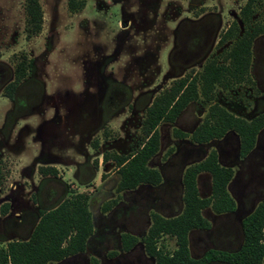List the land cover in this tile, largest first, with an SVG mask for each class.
Wrapping results in <instances>:
<instances>
[{
    "label": "rangeland",
    "instance_id": "374dc122",
    "mask_svg": "<svg viewBox=\"0 0 264 264\" xmlns=\"http://www.w3.org/2000/svg\"><path fill=\"white\" fill-rule=\"evenodd\" d=\"M110 1L39 0L41 31L28 36L25 0H0V245L27 240L39 220V209L53 208L82 194L89 198L92 237L84 253L50 264H89L91 258L99 264H155L146 256L142 244L151 226V214L165 218L178 215L183 208L184 170L215 150L219 164L234 172L228 191L236 209L225 216H216L210 210L203 212L211 230L192 233L189 249L194 258L210 249L237 251L242 243V219L264 201V130L246 158L239 157L238 139L232 134L208 144H194L190 135L202 122L210 104L191 103L174 123L162 122L157 126L159 151L148 165L160 172L161 183L117 193V168L114 162L103 161V157L130 155L145 141L142 105L137 104L133 114H112L103 124L91 119L93 116L87 117L93 113L92 95L95 81H101L102 69L104 77L125 87L131 103L139 97L142 104L148 98L142 93L152 91L158 97L174 80L190 72L198 75L206 61L220 53L221 35L234 22L239 24L240 10L248 0H153L159 5L157 11L145 6L150 0H115L117 5ZM72 3H82V8L72 9ZM189 4L197 5L193 13H187ZM124 16L130 20V27L123 31L127 35L120 44L115 34L106 29L117 28ZM198 16L205 17L204 22L213 26V34L208 43L204 39L201 46L190 49L193 59L188 60L190 66L181 70L186 59L178 62L174 54V29L181 18ZM255 16L264 17V0H258ZM142 22L145 25L137 28ZM195 38V34L188 39L183 36L179 45L184 49L189 41L191 46ZM113 48H119L116 58L110 57ZM23 58L31 61V68L15 92L14 102H10L3 97V88L12 80L13 70ZM251 64V83L217 89L215 93L221 107L247 121L264 112V34L254 40ZM87 79L92 83L85 84ZM54 108L60 112L57 116L52 114ZM64 110L71 115L82 112L83 116L59 118L65 115ZM76 120L82 130L76 127ZM48 123L54 124L46 126ZM23 127L28 135L20 142L16 136ZM175 130L187 137L176 138ZM69 134L72 144H81L82 155L68 146ZM94 143L97 147H93ZM43 159L58 168V182L38 172ZM81 160L82 181H78L71 176L76 169L66 163ZM198 188L202 198L210 195L208 175L198 178ZM52 189L60 192V199L49 205L46 195ZM112 200L117 204L103 213L102 206ZM5 205L7 211L3 214ZM26 213L32 215L27 223L15 226L14 222L19 220L16 215ZM122 234L138 241L129 252L121 249ZM158 246L172 251L175 240L163 237ZM112 253L115 255L111 256Z\"/></svg>",
    "mask_w": 264,
    "mask_h": 264
},
{
    "label": "trees",
    "instance_id": "16d2710c",
    "mask_svg": "<svg viewBox=\"0 0 264 264\" xmlns=\"http://www.w3.org/2000/svg\"><path fill=\"white\" fill-rule=\"evenodd\" d=\"M258 0H248L239 13V24L234 22L220 37V53L208 61L201 72L191 79L176 81L169 89L155 98L142 123L145 141L127 156L104 155L103 161H113L119 177L116 192L133 191L139 186H158L161 174L150 168L149 161L159 151L157 126L174 123L190 103H209L202 122L191 133L190 140L197 145L221 140L232 134L239 143V157L246 158L255 148L259 133L264 130V112L247 121L221 107L215 100L217 89L227 90L240 84L251 83L250 69L254 40L264 34V17L255 16ZM72 9L82 8V3L70 4ZM27 35L41 31L42 11L39 0H25ZM229 43V46H227ZM31 61L25 58L15 66L14 80L5 88V96H12L19 84L28 76ZM178 139L187 136L178 130ZM97 147V143L93 144ZM42 175H56L53 168H41ZM210 178V195L202 198L198 188L201 175ZM0 168V179H1ZM234 172L218 162L215 150L197 163L188 166L182 176L183 208L171 218L151 214L149 227L142 244L155 264H264V201L241 221L242 243L237 251L210 249L199 258L192 257L189 249L190 235L207 232L211 224L203 216L210 210L216 216L233 214L236 204L228 191ZM117 204L112 200L102 206L107 213ZM87 195H74L49 211H42L27 240L11 241L0 245V264H50L82 254L92 237L93 225ZM7 205L3 207L6 214ZM175 240V249L169 251L158 246L160 239ZM121 249L129 252L138 241L129 234L120 237ZM112 253L111 256H114ZM89 264H99L91 258Z\"/></svg>",
    "mask_w": 264,
    "mask_h": 264
},
{
    "label": "flooded vegetation",
    "instance_id": "af4514ba",
    "mask_svg": "<svg viewBox=\"0 0 264 264\" xmlns=\"http://www.w3.org/2000/svg\"><path fill=\"white\" fill-rule=\"evenodd\" d=\"M110 3H112L113 5H117L116 3H118V1H115V0H111L110 1ZM145 6L148 8V9H152V8H156V11H157V9L159 8V5L157 4V1H153V0H150V1H147V2H145ZM188 7H190V9H189V12L187 11V13H193V11L195 10V9H197V5L195 4H189L188 5ZM122 13H124L123 11H122ZM178 15H179V13H178ZM204 19H205V17H196V18H189V17H185V18H181L178 22H177V25H176V27H175V29L174 30H176V33H175V35H176V40H177V42L174 44V49H173V51H174V54H177V56H178V59H177V61L179 62H182V60H183V58H185L186 59V63L184 64V67H183V65H181L182 67H180L181 68V70H185L184 68H187L188 66H190V63H189V61L188 60H190V61H192V59H193V55H192V53H189V51H190V49L191 48H193V49H195L196 47H199V46H201L202 44V42L204 41V39H206L207 40V43H208V37L210 36V35H212L213 34V30H214V28H213V26L211 25L210 26V24L209 23H205L204 22ZM145 25V23H141V24H139L138 26H137V28H142L143 26ZM129 27H130V20L129 19H127L125 16L122 18V20L119 22V24L117 25V28H113V29H106V28H103V29H106V31L107 32H113L114 34H115V38L117 39H119V42H120V44L123 42V40H124V38H125V35H127L126 33H123V31H128V29H129ZM201 33V35H198L197 33ZM192 34H195V36H196V38L193 40V44H191V46H190V44H189V41H187L186 42V47L183 49V47H181L180 45H179V40L183 37V36H185V38L186 39H188ZM261 36V35H260ZM258 38V37H257ZM119 48H113L112 49V51H111V53H110V57L112 58V57H118L119 56V50H118ZM100 51H103V49H101ZM213 58V57H212ZM212 58H209L207 61H206V63L209 61V60H211ZM14 70H15V68H14ZM14 70H13V74H12V80L11 81H9L5 86H4V88H3V97L4 98H6L7 100H9L10 102H14V100H15V92L18 90V88L21 86V84L23 83V81L19 84V86L16 88V90H15V92H14V94H13V96H12V99H9L8 97H6L5 96V88L11 83V82H13V80H14ZM102 71H104V69H102L101 70V73H100V77H102L101 78V81L100 82H98V81H95V84H96V90L94 91V93H93V101H91L92 102V109H93V113L92 114H90V115H88V117L87 118H91V116H93L91 119H96V120H100V124H103L104 122H106V120H108L111 116H112V114H118V113H123V112H125V113H132L133 114V112L134 111H137L136 110V106H137V104H139V105H142L140 108H141V115H142V119H143V121H144V119H145V117H146V115H147V112H148V110L150 109V107L152 106V104H153V102H154V100H155V98H156V96L158 95H155L156 93L155 92H152V91H147L146 93H142V95H148V98H147V100L146 101H143V104L142 103H140L139 102V97H137L136 99H134L135 101L133 102V103H131V96H129L130 95V93H128L127 91H126V89H125V87L124 86H122V85H118V84H116L115 83V81L114 80H112V79H108V77H104V73H103V75H102ZM196 76V73L194 74V75H192V73L190 72V73H187L186 74V76H184V77H180V78H178V79H176V80H174V82L170 85V87L176 82V81H178V80H181V79H185V78H192V77H195ZM104 77V78H103ZM89 79L91 78V77H88ZM89 79H87V81L85 82V84H90V83H92L91 82V80H89ZM94 83V82H93ZM169 87V88H170ZM169 88H167V89H169ZM166 89V90H167ZM165 90H163V92H164ZM162 92V93H163ZM128 93V94H127ZM141 95V96H142ZM67 102V101H66ZM66 102H62L61 104H63V105H65V103ZM193 103V102H192ZM191 104V103H190ZM190 104H188V106L190 105ZM187 106V107H188ZM21 107V106H20ZM20 107H19V109H20ZM64 107V106H63ZM186 107V108H187ZM24 108V107H23ZM22 108V109H23ZM185 108V109H186ZM56 108H54V110H53V112H52V114L53 115H58V114H60V112H59V110L58 111H56L55 110ZM184 109V110H185ZM139 110V109H138ZM183 110V111H184ZM140 111V110H139ZM182 111V112H183ZM120 113V114H121ZM63 114H65L64 116H59V118H71V117H73V118H77V119H80V118H82V112H80V113H74L73 112V115H71V112H70V114L67 112V111H65L64 110V112H63ZM182 114V113H181ZM180 114V115H181ZM180 115H179V117H180ZM14 116V113H13V115L11 114V117L12 118H14L13 117ZM178 117V118H179ZM63 118V119H64ZM126 118H130L129 116H126ZM177 118V119H178ZM55 120V119H54ZM54 122V121H53ZM54 123H52V124H50V123H48L46 126H51V125H53ZM59 125H61V124H59ZM76 127H78L79 129H81L82 130V128H80V122H78L77 120H76ZM25 130H26V127H23V130H22V132L19 134V135H17L16 136V138L21 142L22 140H24L25 139V137H26V135H28V133H26L25 132ZM28 131V130H27ZM67 136V135H66ZM71 135L69 134V136H68V138H69V141L67 142L68 143V146H72V148H74V150H76L77 151V153L78 154H80V155H82V148H79L80 146H81V144L79 145V147L78 146H76L75 144H72V142H71ZM59 138H61V137H59ZM64 138H67V137H64ZM16 141V140H15ZM62 141V140H61ZM64 142L66 143V141H65V139H64ZM63 143V142H62ZM127 156V155H126ZM48 160H46V159H43L41 162H40V168H53V169H55L56 171L58 170V168H56L55 166H53V165H51V164H48V162H47ZM111 162H113V161H111ZM66 166H74V168L76 169L72 174H71V176L72 177H74L75 179H78V181L79 180H81L82 181V160L80 161V162H70V161H67V163H66ZM81 169V170H80ZM39 171H40V169H39ZM38 171V172H39ZM68 171H70L71 172V170L70 169H68ZM40 173V172H39ZM42 175V174H41ZM45 177H48V178H51V179H53V180H60L59 179V174H58V171H57V173H56V175H46ZM56 181H54V182H56ZM58 182V181H57ZM63 185L65 186V184L63 183ZM229 187V186H228ZM59 199H60V192H58V191H56L55 189H52L50 192H48L47 193V195H46V203L47 204H49V203H53V204H55L56 202H58L59 201ZM60 204V203H59ZM59 204H57L56 206H58ZM49 205H51V204H49ZM56 206H54L53 208H55ZM53 208H50V209H39V214H38V216L40 215V213L42 212V211H49V210H51V209H53ZM29 216H32L31 214H24V215H22V216H19V215H16V218H19V220L18 221H15L14 222V225L15 226H21L23 223L25 224V223H27V221L29 220L28 218H29ZM37 224V223H36ZM36 224H35V226H36ZM32 225V224H31ZM31 225H29V227L31 226ZM34 226V227H35ZM34 227H33V229H34ZM33 229H32V231H33ZM211 230V229H210ZM32 231H31V233H32ZM31 235V234H30ZM30 237V236H29ZM90 240V239H89ZM88 240V241H89ZM88 243V242H87Z\"/></svg>",
    "mask_w": 264,
    "mask_h": 264
}]
</instances>
